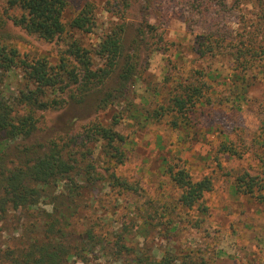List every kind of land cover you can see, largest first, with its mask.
I'll use <instances>...</instances> for the list:
<instances>
[{
    "label": "rangeland",
    "instance_id": "obj_1",
    "mask_svg": "<svg viewBox=\"0 0 264 264\" xmlns=\"http://www.w3.org/2000/svg\"><path fill=\"white\" fill-rule=\"evenodd\" d=\"M87 4L96 15L91 32L67 25L65 33L49 41L14 24L12 17L21 10L0 0V19L5 23L0 38L23 57H46L57 63L68 55L73 41L93 48L124 24L126 54L132 55L137 67L126 96L110 107H98L103 94L94 91L81 103L70 99L63 108L40 112L35 132L11 141L10 157L25 160L30 149L76 136L91 121L112 125L116 116L115 129L124 136L127 160L113 165L101 144L90 143L92 161L105 180L81 189L75 202L67 200L79 203V221L97 219L115 229L129 226L128 242L149 244L159 258L170 252L178 257L175 264H183L187 253L188 260L197 264H264V201L258 198L264 190L249 195L235 187L244 171L264 174V78L252 70L234 69L228 39L214 55L197 52L207 32H225L241 43L249 30L263 24L264 0H228L227 7L211 4L202 12L194 8L193 0H131L129 6L121 0H68L64 21L68 24ZM94 61L103 65L99 58ZM22 77L20 68L11 70L0 91L7 98L16 95ZM178 83L200 86L203 94L187 117L178 118L179 127L171 126L172 114L162 120L147 118L148 110L167 105L168 92ZM221 143H230L235 154L219 152ZM171 165L188 168L195 179H212V190L203 202L209 206L205 214L197 208L178 207L172 212L171 205L167 211L162 207L178 203L181 193L167 172ZM112 171L128 182V189L109 185ZM50 191L56 198L41 199L35 208L10 211L0 221V249L21 251L42 237L52 203L63 199L58 196L60 189ZM67 264L119 262L108 260L97 249L87 261L74 256Z\"/></svg>",
    "mask_w": 264,
    "mask_h": 264
},
{
    "label": "trees",
    "instance_id": "obj_2",
    "mask_svg": "<svg viewBox=\"0 0 264 264\" xmlns=\"http://www.w3.org/2000/svg\"><path fill=\"white\" fill-rule=\"evenodd\" d=\"M121 1L129 6L131 0ZM227 1L203 0L199 3L193 0V6L202 12L204 6L206 9L211 4L227 7ZM8 4L21 10L19 15L12 17L14 24L49 41L65 33L67 25L86 32H91L96 26L92 5L84 6L67 24L64 13L68 0H8ZM262 19L261 27L249 30L248 37L241 43H235V37L225 32L203 34L205 37L199 41L197 52L200 56L214 55L228 39L226 47L234 56V69L252 70L264 78V13ZM4 24L0 19V28ZM124 27V24L117 25L93 48L73 41L68 55H62L57 63L46 57H23L15 46L0 38V84L11 70L20 68L23 72L16 95L7 98L0 91V221L10 211L35 208L41 199L54 197L50 191L52 188L60 189L58 196L63 197L61 203H52L54 208L44 221L42 237L34 239L21 251L0 249V264H67L74 256L87 261L97 249L101 250L102 256L119 264H175L178 259L170 252L156 257L149 244L140 246L128 242L129 226L109 228L97 219L81 223L77 214L79 203H67V200L75 202L84 187H96L98 181L105 180L92 161L94 149L90 143L102 145L107 162L113 165L126 162L125 139L115 129L118 124L116 116L112 125L91 121L76 136L53 139L46 145H40V150L30 149L25 160H16L8 153L11 141L29 137L35 132L42 111L63 108L70 99L81 103L94 91L103 94L99 98L100 108L110 107L126 96L128 83L137 67L132 55L126 54ZM95 57L103 60V65L95 64ZM107 85L108 89L104 91ZM202 95L200 86L178 83L168 92L167 105L148 110L147 118L162 120L167 114H172L171 126L176 129L180 125L178 118L187 117ZM218 151L236 152L230 143H221ZM167 172L181 193L178 203H164L162 207L167 211L171 205L172 212L178 207L187 210L197 208L205 214L209 206L203 202L205 194L212 190V179H195L188 168L175 165L169 166ZM109 178L110 186L128 189V182L113 171ZM235 187L238 192L255 195L257 191L264 190V174L259 176L244 171L238 175ZM258 198L264 201L262 193ZM171 228L174 229L175 225ZM74 234H78V238L75 239ZM189 255H185L183 264H197L188 260Z\"/></svg>",
    "mask_w": 264,
    "mask_h": 264
}]
</instances>
